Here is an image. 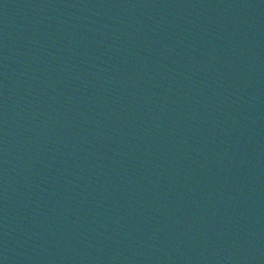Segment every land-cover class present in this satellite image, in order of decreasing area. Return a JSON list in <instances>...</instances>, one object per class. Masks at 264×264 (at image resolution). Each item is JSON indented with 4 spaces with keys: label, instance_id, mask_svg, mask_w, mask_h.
I'll return each mask as SVG.
<instances>
[{
    "label": "water",
    "instance_id": "obj_1",
    "mask_svg": "<svg viewBox=\"0 0 264 264\" xmlns=\"http://www.w3.org/2000/svg\"><path fill=\"white\" fill-rule=\"evenodd\" d=\"M0 264H264V0H0Z\"/></svg>",
    "mask_w": 264,
    "mask_h": 264
}]
</instances>
